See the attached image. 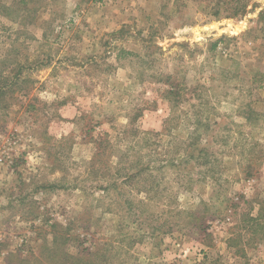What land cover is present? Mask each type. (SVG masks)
Listing matches in <instances>:
<instances>
[{"label": "rangeland", "instance_id": "rangeland-1", "mask_svg": "<svg viewBox=\"0 0 264 264\" xmlns=\"http://www.w3.org/2000/svg\"><path fill=\"white\" fill-rule=\"evenodd\" d=\"M264 264V0H0V264Z\"/></svg>", "mask_w": 264, "mask_h": 264}, {"label": "trees", "instance_id": "trees-1", "mask_svg": "<svg viewBox=\"0 0 264 264\" xmlns=\"http://www.w3.org/2000/svg\"><path fill=\"white\" fill-rule=\"evenodd\" d=\"M67 239L62 238V243H59L56 236L53 240V245L50 248H47V253L40 256L28 257L23 260L27 263L36 264H106L102 257L100 259H95L94 256L99 254L82 252L79 254H71L68 250L64 249L62 246L65 244Z\"/></svg>", "mask_w": 264, "mask_h": 264}]
</instances>
